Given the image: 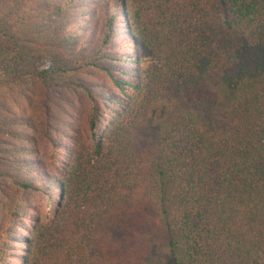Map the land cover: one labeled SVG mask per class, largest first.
<instances>
[{
	"label": "trees",
	"instance_id": "obj_1",
	"mask_svg": "<svg viewBox=\"0 0 264 264\" xmlns=\"http://www.w3.org/2000/svg\"><path fill=\"white\" fill-rule=\"evenodd\" d=\"M0 72V264H264V0H0Z\"/></svg>",
	"mask_w": 264,
	"mask_h": 264
},
{
	"label": "rangeland",
	"instance_id": "obj_2",
	"mask_svg": "<svg viewBox=\"0 0 264 264\" xmlns=\"http://www.w3.org/2000/svg\"><path fill=\"white\" fill-rule=\"evenodd\" d=\"M0 77H1V72H0ZM7 91H8V89H6L5 92L9 98L6 100V102L7 101L11 102L12 99H10L11 97L9 96V93ZM23 104L25 105L26 103H23ZM10 107H13V105H11ZM15 112L18 114H22V112H19V111H15ZM84 121H85V117L80 119V122H84ZM20 129H22L24 131L27 130L26 127H22ZM37 139H38L37 144L32 146V147H31V144H29V143H23L22 145H25V146L31 147V148H36V149H38V151L39 150L47 151L49 147H47L46 145L43 144V139L41 136H39V134H38ZM89 141L91 142L90 139H89ZM30 156L38 157L40 155H39V153H35V154L32 153ZM31 198L33 199L34 208H35V210H33V209L29 210V212L31 214H34L35 216L40 217V218L45 219V220H48L50 217H52L54 215L55 208L57 205V200H58L57 195L50 197V196L40 194V193H32ZM29 222L27 223L28 225L30 224ZM13 260H14V264H21V262L18 258L13 259Z\"/></svg>",
	"mask_w": 264,
	"mask_h": 264
}]
</instances>
